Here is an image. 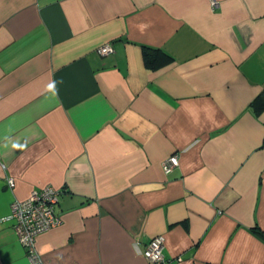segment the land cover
<instances>
[{
  "label": "crops",
  "instance_id": "1",
  "mask_svg": "<svg viewBox=\"0 0 264 264\" xmlns=\"http://www.w3.org/2000/svg\"><path fill=\"white\" fill-rule=\"evenodd\" d=\"M216 1L0 0V264H31L5 217L46 184L42 264H157L159 234L171 264H264V0Z\"/></svg>",
  "mask_w": 264,
  "mask_h": 264
},
{
  "label": "built area",
  "instance_id": "2",
  "mask_svg": "<svg viewBox=\"0 0 264 264\" xmlns=\"http://www.w3.org/2000/svg\"><path fill=\"white\" fill-rule=\"evenodd\" d=\"M211 4L214 7L217 1L212 0ZM97 51L100 54H109L113 51L112 44L105 42L98 47ZM176 165H178V156L172 154L163 162V169L168 172ZM9 184L13 186L12 178H9ZM58 195V188L46 184L39 189H34L26 199L14 200L9 214L5 217L13 222L14 230L31 264H42L41 256L36 248L38 235L62 222L56 210ZM164 242L163 235L152 236L143 250L146 259L157 264H171L163 251Z\"/></svg>",
  "mask_w": 264,
  "mask_h": 264
},
{
  "label": "trees",
  "instance_id": "3",
  "mask_svg": "<svg viewBox=\"0 0 264 264\" xmlns=\"http://www.w3.org/2000/svg\"><path fill=\"white\" fill-rule=\"evenodd\" d=\"M143 59L146 65L155 66L167 62L170 59V56L163 50L144 46ZM251 105L256 111L264 108V94H260L258 97H256L251 102ZM253 229L257 234L264 236V232H262L257 226H255Z\"/></svg>",
  "mask_w": 264,
  "mask_h": 264
}]
</instances>
